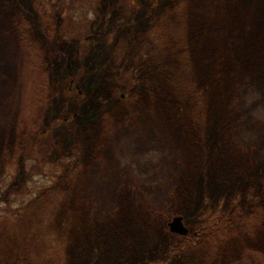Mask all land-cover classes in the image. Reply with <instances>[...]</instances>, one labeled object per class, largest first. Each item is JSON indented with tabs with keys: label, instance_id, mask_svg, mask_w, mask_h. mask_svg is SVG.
Returning a JSON list of instances; mask_svg holds the SVG:
<instances>
[{
	"label": "rangeland",
	"instance_id": "rangeland-1",
	"mask_svg": "<svg viewBox=\"0 0 264 264\" xmlns=\"http://www.w3.org/2000/svg\"><path fill=\"white\" fill-rule=\"evenodd\" d=\"M0 264H264V0H0Z\"/></svg>",
	"mask_w": 264,
	"mask_h": 264
},
{
	"label": "trees",
	"instance_id": "trees-1",
	"mask_svg": "<svg viewBox=\"0 0 264 264\" xmlns=\"http://www.w3.org/2000/svg\"><path fill=\"white\" fill-rule=\"evenodd\" d=\"M72 78H73L72 76H69L68 79H64L63 82H61L58 85V87H59L60 85H62V83H65V82L66 83H70V87L68 88V94H70V95H72L73 94V91L75 90L74 89V83L72 82L73 81ZM56 92H57V90H56ZM39 138H42V136L39 137ZM34 145H36V144H34ZM43 145L45 147L47 146L46 144H44L42 142L39 145V147H40L39 150L40 151H41V148L43 149ZM30 148L32 149L31 143H30ZM50 151H51V149H50ZM201 221H202L201 222V225H200V231H201V234H202L201 238L206 237V235H208L207 234V230H209V229L210 230L211 229H215L216 231H219V230L223 229L225 227V225L228 226L231 223V221L229 222L228 220H225V218L223 217V215H219V214H218V216L215 215V214H210L209 217H205Z\"/></svg>",
	"mask_w": 264,
	"mask_h": 264
},
{
	"label": "water",
	"instance_id": "water-1",
	"mask_svg": "<svg viewBox=\"0 0 264 264\" xmlns=\"http://www.w3.org/2000/svg\"><path fill=\"white\" fill-rule=\"evenodd\" d=\"M170 231L172 233L186 236L189 234V228L185 225L184 219L182 216H175L169 222Z\"/></svg>",
	"mask_w": 264,
	"mask_h": 264
},
{
	"label": "bare ground",
	"instance_id": "bare-ground-1",
	"mask_svg": "<svg viewBox=\"0 0 264 264\" xmlns=\"http://www.w3.org/2000/svg\"><path fill=\"white\" fill-rule=\"evenodd\" d=\"M217 114V113H216Z\"/></svg>",
	"mask_w": 264,
	"mask_h": 264
},
{
	"label": "flooded vegetation",
	"instance_id": "flooded-vegetation-1",
	"mask_svg": "<svg viewBox=\"0 0 264 264\" xmlns=\"http://www.w3.org/2000/svg\"><path fill=\"white\" fill-rule=\"evenodd\" d=\"M169 225V224H168Z\"/></svg>",
	"mask_w": 264,
	"mask_h": 264
}]
</instances>
